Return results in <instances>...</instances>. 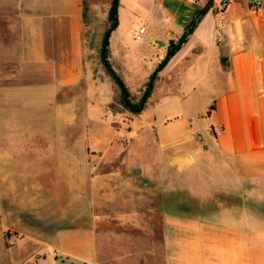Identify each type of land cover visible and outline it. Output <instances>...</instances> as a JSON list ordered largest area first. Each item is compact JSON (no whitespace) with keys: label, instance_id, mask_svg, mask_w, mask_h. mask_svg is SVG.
Returning <instances> with one entry per match:
<instances>
[{"label":"crops","instance_id":"obj_1","mask_svg":"<svg viewBox=\"0 0 264 264\" xmlns=\"http://www.w3.org/2000/svg\"><path fill=\"white\" fill-rule=\"evenodd\" d=\"M84 2L0 0V132L10 143L0 177L32 179L26 190L36 193L9 211L1 184V227L40 242L34 264H142L99 249L98 234L106 218L115 236L120 224L146 222V189L122 190L112 210L103 193L121 172L170 176L166 190L186 191L203 211H163L160 201L162 264H264V0L224 9L221 0H118L105 64L89 55ZM124 89L136 105L147 91L129 119L115 106ZM116 119L128 124L123 158L99 132ZM224 195L236 202L211 205Z\"/></svg>","mask_w":264,"mask_h":264},{"label":"rangeland","instance_id":"obj_2","mask_svg":"<svg viewBox=\"0 0 264 264\" xmlns=\"http://www.w3.org/2000/svg\"><path fill=\"white\" fill-rule=\"evenodd\" d=\"M113 0H85L84 2V22H85V38L87 41V48L91 50L89 55L101 57V50L103 46V39L105 33L110 27L109 22V11L112 8ZM109 49V47H108ZM110 85L113 83L111 76H106L104 81L100 83L101 89L106 91ZM111 87V86H110ZM121 95H116V111L125 114V119L132 117L130 111L120 104ZM115 123H105L104 127L99 129L100 135L107 137L112 141V146L110 148V153H115L117 157L123 158V153L128 149L129 144L124 140L125 133L128 130V124L122 123L120 120H112ZM116 124V129L113 126ZM88 131V135L91 133V128ZM5 131V130H4ZM92 134V133H91ZM92 136V135H91ZM148 139H152L148 134ZM131 150L140 151L139 144H131ZM10 143L8 137L3 136L1 138L0 132V152L9 150ZM148 151L154 154V148L152 144L147 145ZM123 168V166L121 165ZM104 170H107L104 168ZM121 176L112 180V185L110 190L105 188V197L110 196L111 204L109 208L112 210L114 206V198L119 196L121 191H126L124 195L128 196V192L134 187H140L141 189H146L147 205L148 210L146 214V222L130 225L120 224L117 226V231L120 232L118 236L116 234L107 232L111 224H108L107 218L100 221L99 223V234H98V247L99 249H112L120 250V253L126 252L132 255L137 261L142 264H162V246H161V218H160V207L159 203H162V210H168L177 208L179 210L198 212L201 213L202 203L198 200H194L190 197L189 193L180 190L178 192H171L166 190L170 185V176H155L153 174L147 175L145 178L138 175H128V172H121ZM181 181V180H180ZM35 181L32 179L28 182L23 177L19 176H3V180L0 177V185L2 184L3 193V205L6 208H11L13 205L17 210L18 206L27 207L29 206L27 201H34L35 192L27 191L26 188L32 185ZM107 198H104L102 202H106ZM179 200L185 206L180 209L179 206H174L175 201ZM156 201V208L154 212L151 208H154V202ZM223 202L225 205L232 204L236 202L233 196H216L212 201L211 205L217 206V202ZM238 201V200H237ZM13 202V204H12ZM107 205V204H106ZM104 205V206H106ZM122 209V208H121ZM120 209V210H121ZM11 209H9L10 211ZM101 210V208H100ZM259 213L264 215V206L258 207ZM104 213L108 211L106 207L103 208ZM143 219V217H141ZM18 218L15 217L14 221L17 222ZM1 222V220H0ZM21 229L26 230V221L21 225ZM16 227H10L8 229H3L0 224V264H34V258L32 254L36 252L38 247L36 246L37 241L24 239L21 235L17 233ZM113 230V229H112ZM41 258V254H38ZM104 258V259H103ZM102 259L107 263L109 257H102ZM59 264H63L60 260L57 261ZM67 261L65 260V263Z\"/></svg>","mask_w":264,"mask_h":264},{"label":"trees","instance_id":"obj_3","mask_svg":"<svg viewBox=\"0 0 264 264\" xmlns=\"http://www.w3.org/2000/svg\"><path fill=\"white\" fill-rule=\"evenodd\" d=\"M117 3H118V0H113L112 8H111L110 11H109V22H110L111 25H110V27L108 28V30L106 31V33H105V37H104V39H103V46H102V49H103L104 46H106V48H107L108 43L105 44V40H106V37H107V35H108V32H109L110 30H113V29L116 28V26H117V21H118ZM200 16H201V15H198L197 19L194 20V21H192V22L190 23V27H189L188 31L183 35V37L178 41L177 44L172 43V44L170 45V49H169V52H168L167 58L162 62V64H160V67H162V66L167 62V59H168L169 57H171V56H172V55L178 50V48L180 47V44H181L182 42H185L187 35H189V34L191 33V31L193 30V28H194V26L196 25L197 21L199 20ZM105 51H106V49H105ZM101 57H102V61H103L104 64H105V61H104V58H103V54H102V50H101ZM106 68L108 69V72L111 74V76L116 80V82H118V84L121 85V84H122V83H121V80L117 77V75H116L115 73H113L112 71H110V66L107 65ZM154 78H155L154 75H152L151 78H150V81H153ZM149 88H150V86H148V89H149ZM146 93H147V91H146ZM146 93L143 95V97H142L140 103L136 105V104H132V103H131V101H130V99H129L128 92H127L126 89H124L123 94H124V98H125V100H123V97L121 96L120 104H122L127 110H129V111H131V112H137L138 109H139V107H140V105L143 103V99L145 98ZM184 206H185L184 204H181V205H180V209H181V208H184ZM183 211H184V210H183Z\"/></svg>","mask_w":264,"mask_h":264},{"label":"built area","instance_id":"obj_4","mask_svg":"<svg viewBox=\"0 0 264 264\" xmlns=\"http://www.w3.org/2000/svg\"><path fill=\"white\" fill-rule=\"evenodd\" d=\"M185 1H188V2H195L197 0H185ZM228 0H221V3H220V8L221 9H224L226 7V3H227ZM262 6V3L261 2H257L256 3V7H261ZM145 32V28L142 27L140 28L139 30V35H137L136 39L140 40L142 38V34Z\"/></svg>","mask_w":264,"mask_h":264},{"label":"water","instance_id":"obj_5","mask_svg":"<svg viewBox=\"0 0 264 264\" xmlns=\"http://www.w3.org/2000/svg\"><path fill=\"white\" fill-rule=\"evenodd\" d=\"M109 35H110V31H109V33H108V35H107V37H106L105 44L108 43ZM105 49H106V46H104L103 49H102V54H103V58H104V60H105ZM181 157H185V156H181Z\"/></svg>","mask_w":264,"mask_h":264}]
</instances>
